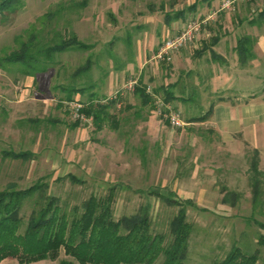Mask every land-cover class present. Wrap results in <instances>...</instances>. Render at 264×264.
Wrapping results in <instances>:
<instances>
[{"label": "rangeland", "instance_id": "rangeland-1", "mask_svg": "<svg viewBox=\"0 0 264 264\" xmlns=\"http://www.w3.org/2000/svg\"><path fill=\"white\" fill-rule=\"evenodd\" d=\"M79 1L22 0L21 8L0 15V58L17 49L16 35L59 6L64 9L45 25L39 41H52L49 29L55 28L65 38L74 35L86 46L55 53L47 70L35 77L20 73V64L0 63V190L8 183L25 188L45 182L47 192L70 207L90 194L105 195L113 187L115 218L147 208L153 229L164 232L167 238L168 222L178 209L174 202L192 198L193 205L185 206L192 229L184 264H213L234 246L244 253H255V264H264V132L257 142L240 134L224 141L206 122L173 128L147 108L141 113L152 121L137 119L134 110L139 100L133 92L120 96V105L113 111L118 128L94 131L91 122L79 121L77 127L72 126L77 120L70 114L74 107L64 99L69 86L93 84L92 89L74 95L72 101L80 102L86 101L89 92L102 98L110 96L130 78L142 77L153 88L176 82L182 76L174 92H182L185 80L184 97L190 95L188 88L193 84L198 92L192 102L175 101L184 120L205 111L219 96L241 101L255 94L264 100V21L248 23L264 8V0H238L229 9L217 12L206 25L208 34L202 36L204 39L178 50H187L183 58L191 55L196 64L190 76H183L190 64L182 61L176 68L173 58L169 62L149 58L164 38L191 17L217 8L219 0H197L194 12L186 11L184 19L170 24L165 21V12L186 9L194 0H87L85 7L77 8L74 5ZM225 24L228 29L223 28ZM242 34L254 39V59L238 65L235 53L236 64L244 75L257 76L256 83L245 76V81L234 88L214 86L208 90L205 77L211 70L224 68L225 63L207 64L205 58L210 55L204 50V42L218 37L216 45L223 43L224 47L214 50L225 59L229 40ZM87 60L89 71L77 74ZM195 71L204 77L201 84L197 81L200 78L194 77ZM159 95L162 97V90ZM126 104L133 107L120 111ZM253 149L258 150L257 173L250 166L255 158ZM17 151L30 155L16 158L7 154ZM68 174L80 182H72ZM253 179L258 191L255 199ZM34 200L23 204L24 222ZM61 257H65L62 250ZM0 264H58V259L19 263L6 257Z\"/></svg>", "mask_w": 264, "mask_h": 264}, {"label": "trees", "instance_id": "trees-1", "mask_svg": "<svg viewBox=\"0 0 264 264\" xmlns=\"http://www.w3.org/2000/svg\"><path fill=\"white\" fill-rule=\"evenodd\" d=\"M197 0L190 3L186 9L181 8L171 14L165 12V21L170 24L173 20L184 19L186 11L194 12ZM87 0L75 3V7H85ZM22 0H0V15L4 12H14L21 8ZM163 9V5H161ZM63 6L55 10H50L38 17L21 34L14 37L17 49L10 51L0 58V63L20 64L19 71L27 76H34L46 71L53 62L55 53H60L73 47H86L79 42L74 35L65 38L60 30L51 28L53 33L52 41L43 43L39 37L44 31L45 25L56 17L60 16ZM255 19H249L250 25L260 24L264 21V8L259 11ZM53 22V21H52ZM39 23L40 27H37ZM53 25V23H52ZM57 22H54V26ZM64 29V28H63ZM218 42V37L211 38L204 42V50L209 52L206 61L211 63H225L226 60L217 54L214 46ZM254 39L249 34H242L236 38L234 51L238 65H244L246 61L254 59L252 51ZM90 63L87 60L81 66L77 74H86L89 71ZM191 70L183 76H190ZM210 73V72H209ZM205 77L206 82L209 77ZM179 76L176 82L166 86L153 87V91L159 94L163 91V99L174 103L175 101L192 102L193 97L198 94L193 84L189 87L190 95L182 93L186 89V80L181 84V93L176 94L173 89L181 81ZM194 77L200 84L204 77H200L199 72H194ZM195 83V82H193ZM146 83L142 77L138 79L133 95L139 100V106L134 110L137 119L146 120L147 116L142 115L141 110L147 108L152 111L151 97L145 92ZM187 85V84H186ZM208 85V83H207ZM93 84L75 87L69 86L65 89V100L72 101L75 94L84 93L85 90L92 89ZM208 85V90H209ZM206 90V89H205ZM211 91V90H210ZM102 95L96 92H89L86 101L79 109L87 116L92 117L91 123L94 131H100L104 127L111 129L118 128V118L113 112L117 108L119 98L101 103ZM104 98V97H103ZM197 98V96H196ZM225 98L217 97L209 102L205 111L199 114L188 115L185 121L189 123H202L209 117L212 106L216 101ZM133 105L126 104L123 109L132 108ZM201 110V106H196ZM167 125L168 122L165 121ZM79 125L77 119L72 123L73 127ZM209 131L212 130L209 128ZM255 158L251 162L253 173H257L258 150L253 149ZM16 158H26L29 152L17 151L8 152ZM257 157V158H256ZM72 182H80L76 176L67 175ZM253 197L257 195L255 179L252 180ZM48 185L45 182H36L25 188H16L15 184L8 183L0 190V261L6 257H13L19 263H30L39 260H55L58 264H184L183 260L187 252L188 238L192 229L191 223L186 218V204H192V200L186 199L184 202L176 201L178 206L176 213L168 222V234L155 231L148 214L147 208L140 209L130 215H122L118 218L113 214V201L115 190L109 187L105 195L90 194L79 204L68 207L61 203L59 196L47 192ZM34 198V207L31 209L24 222L21 209L26 200ZM224 200H226L224 198ZM223 200V201H224ZM193 205V204H192ZM65 257L59 258L60 251ZM255 253L247 254L234 246L226 256L213 264H255Z\"/></svg>", "mask_w": 264, "mask_h": 264}, {"label": "crops", "instance_id": "crops-1", "mask_svg": "<svg viewBox=\"0 0 264 264\" xmlns=\"http://www.w3.org/2000/svg\"><path fill=\"white\" fill-rule=\"evenodd\" d=\"M223 28L228 29V25L225 24ZM207 34L208 31L207 33L201 32L198 34L196 43H198L200 39L203 38L202 36L205 37ZM227 40L228 39H225V41ZM235 40V37H232V39L229 40L231 45L227 54L228 58H225V67L217 68L215 72H213V70H211L212 72L210 71L207 80L210 88H213L214 86L221 87L220 89H229L231 87L234 88V85L241 84L242 80L244 79H242V77L245 76L252 78V84L256 83L254 82V79L257 76H254L251 73L244 75V73H242L240 70V67H238L236 64L234 52ZM229 42H226V44H229ZM222 47H224L223 43L216 45L214 49L219 51ZM186 51L187 50L178 51L173 55L174 67L177 68L178 65H180L183 61L185 65L190 64L188 70L192 71V66H194L195 62L192 60L191 55L188 58H183V55L186 54ZM216 81H218L217 85L214 83ZM243 81H245V79ZM184 92L185 90L182 93ZM146 121L150 122L152 120L148 118ZM204 122H206V125H209L211 128L213 127L224 141L233 140L236 134H240V136L243 138H246L245 136L247 135V139L257 142L261 137V133L264 132V100L261 99L260 95L253 94L247 99L241 101L231 99L216 101L212 106L209 117ZM150 124H152V122ZM187 124H189V122H187ZM192 202L194 203L193 199Z\"/></svg>", "mask_w": 264, "mask_h": 264}, {"label": "built area", "instance_id": "built-area-1", "mask_svg": "<svg viewBox=\"0 0 264 264\" xmlns=\"http://www.w3.org/2000/svg\"><path fill=\"white\" fill-rule=\"evenodd\" d=\"M238 0H221L218 7L214 10L208 11L203 15L193 16L185 23L179 26V28L169 37L164 38L157 48L152 52L149 60L155 62H169L176 51L196 41L198 34L206 32V25L209 21L215 19L217 12L221 10L229 9ZM138 80L136 78H130L125 81L121 88L115 90L110 96L101 98L100 102L105 103L112 99H117L124 95L126 92H133ZM145 92L151 97V104L153 113L163 121L169 123L173 128H179L187 124L182 117L180 111L174 107V104L170 101L164 100L159 94L153 91L152 86L149 84L145 87ZM69 105H73L70 114L78 119L82 123H88L92 121L91 116L85 115L80 112L79 109L84 106L81 102L68 101ZM120 105V101L117 102ZM71 107V106H70Z\"/></svg>", "mask_w": 264, "mask_h": 264}]
</instances>
